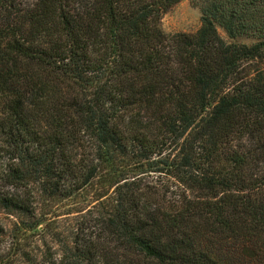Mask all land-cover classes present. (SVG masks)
Returning <instances> with one entry per match:
<instances>
[{"label": "trees", "instance_id": "obj_1", "mask_svg": "<svg viewBox=\"0 0 264 264\" xmlns=\"http://www.w3.org/2000/svg\"><path fill=\"white\" fill-rule=\"evenodd\" d=\"M179 1L0 0L1 263L264 264V0Z\"/></svg>", "mask_w": 264, "mask_h": 264}, {"label": "rangeland", "instance_id": "obj_2", "mask_svg": "<svg viewBox=\"0 0 264 264\" xmlns=\"http://www.w3.org/2000/svg\"><path fill=\"white\" fill-rule=\"evenodd\" d=\"M162 28L165 32L174 33V32H186L193 33L200 26V13L199 9L195 7L191 0H180L176 3L169 11H167L161 21ZM220 33L223 32L220 30ZM139 174V178H142L143 182H152L159 184L161 181H171L170 178L165 177L163 174L158 175V173H149L147 175ZM94 207L93 198L88 196L80 195L78 197H73L70 199L62 200L58 203V206L54 213L58 214L57 223L60 226L67 223L68 221H73L74 217H78L81 213L92 210ZM83 209L81 211H78ZM78 211V212H76ZM14 222L16 220L12 216H7L6 214L0 213V223L3 224L4 228L7 231V236L3 237L2 240H5L6 244L10 241H13L10 231L13 228ZM28 235L29 242L31 245L40 244L39 241H35L36 236ZM12 239V240H11ZM27 239V240H28ZM8 245V244H7ZM6 245V246H7ZM11 245V244H10ZM14 264L20 263L18 259L13 261ZM0 264H3L0 262ZM21 264V263H20Z\"/></svg>", "mask_w": 264, "mask_h": 264}]
</instances>
